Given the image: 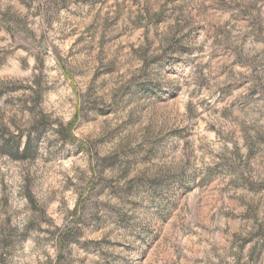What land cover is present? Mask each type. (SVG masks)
Segmentation results:
<instances>
[{
  "label": "rangeland",
  "instance_id": "rangeland-1",
  "mask_svg": "<svg viewBox=\"0 0 264 264\" xmlns=\"http://www.w3.org/2000/svg\"><path fill=\"white\" fill-rule=\"evenodd\" d=\"M0 264H264V0H0Z\"/></svg>",
  "mask_w": 264,
  "mask_h": 264
}]
</instances>
